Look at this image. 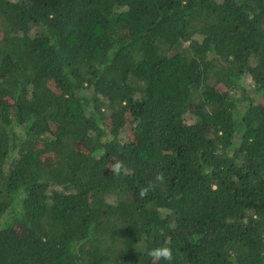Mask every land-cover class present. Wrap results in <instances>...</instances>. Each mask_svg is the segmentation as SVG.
I'll return each instance as SVG.
<instances>
[{"label": "trees", "instance_id": "trees-1", "mask_svg": "<svg viewBox=\"0 0 264 264\" xmlns=\"http://www.w3.org/2000/svg\"><path fill=\"white\" fill-rule=\"evenodd\" d=\"M159 246L264 264V0H0V264Z\"/></svg>", "mask_w": 264, "mask_h": 264}, {"label": "clouds", "instance_id": "clouds-1", "mask_svg": "<svg viewBox=\"0 0 264 264\" xmlns=\"http://www.w3.org/2000/svg\"><path fill=\"white\" fill-rule=\"evenodd\" d=\"M113 174L115 175H120L122 172L124 174H127V169L124 167L123 163L119 160H117L111 167L110 169ZM157 180H162L163 176L158 175ZM149 189L148 188H142L139 191V195L141 196V198H143L144 196H146L148 194ZM148 255L155 261H160V260H164V261H168L169 264H171V261L173 260V253L170 247L168 246H159V247H155L153 249H151L148 252Z\"/></svg>", "mask_w": 264, "mask_h": 264}, {"label": "rangeland", "instance_id": "rangeland-1", "mask_svg": "<svg viewBox=\"0 0 264 264\" xmlns=\"http://www.w3.org/2000/svg\"><path fill=\"white\" fill-rule=\"evenodd\" d=\"M188 117H192V115L188 113Z\"/></svg>", "mask_w": 264, "mask_h": 264}]
</instances>
